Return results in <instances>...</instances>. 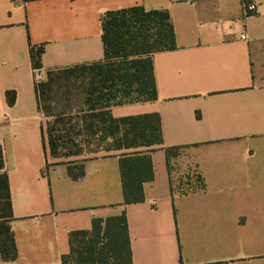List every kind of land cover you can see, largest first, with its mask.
Listing matches in <instances>:
<instances>
[{
    "label": "crops",
    "instance_id": "obj_1",
    "mask_svg": "<svg viewBox=\"0 0 264 264\" xmlns=\"http://www.w3.org/2000/svg\"><path fill=\"white\" fill-rule=\"evenodd\" d=\"M137 6L169 12L176 48L152 56L157 99L111 115H158L162 143L86 159L74 180L78 160L50 155L36 72L103 62L105 14ZM0 147L18 248L0 264H62L72 232L123 213L133 264H264V0H0ZM135 152L154 178L124 205L120 160ZM184 169L204 187L177 189Z\"/></svg>",
    "mask_w": 264,
    "mask_h": 264
},
{
    "label": "trees",
    "instance_id": "obj_2",
    "mask_svg": "<svg viewBox=\"0 0 264 264\" xmlns=\"http://www.w3.org/2000/svg\"><path fill=\"white\" fill-rule=\"evenodd\" d=\"M104 61L90 66L48 72L47 81L38 84L41 111L46 122L45 137L53 159L78 157L86 145L111 143L108 150L122 151L152 148L162 143L159 116L146 115L115 119L113 106L154 101L157 89L152 56L176 48L175 30L166 10H150L137 6L111 11L102 21ZM43 46L32 47L36 69L42 68ZM84 68L91 71L86 99L78 110L52 114L44 106L48 87L54 76ZM9 102L15 99L9 93ZM85 146V147H84ZM177 150H167L170 158ZM68 173L78 180L85 173L82 162H70ZM4 155L0 147V255L4 261L18 258V248L11 222L14 219L10 184L4 171ZM124 205L144 201L143 186L154 178V168L148 153L124 154L120 160ZM197 181L189 190L202 189ZM201 183V184H200ZM62 264H133L131 240L126 213L107 220L94 219L90 230L70 234V253L62 257Z\"/></svg>",
    "mask_w": 264,
    "mask_h": 264
},
{
    "label": "rangeland",
    "instance_id": "obj_3",
    "mask_svg": "<svg viewBox=\"0 0 264 264\" xmlns=\"http://www.w3.org/2000/svg\"><path fill=\"white\" fill-rule=\"evenodd\" d=\"M43 78L39 84L47 81L48 73L42 72ZM91 71L80 68L72 73H60L54 76V82L47 89V94L44 97V106L49 109L52 114H57L62 111H75L78 110L86 99L87 86L90 82ZM51 118L45 117V122L50 121ZM111 143H104L99 146L98 144L86 145L82 155L78 157L57 159L59 161L77 159L82 162L86 159H91L99 156L115 154L119 151L108 150ZM177 177L175 185L180 191L189 190L188 185L191 182L197 181L196 175H188L185 171ZM194 177V178H193ZM201 184V183H200Z\"/></svg>",
    "mask_w": 264,
    "mask_h": 264
},
{
    "label": "built area",
    "instance_id": "obj_4",
    "mask_svg": "<svg viewBox=\"0 0 264 264\" xmlns=\"http://www.w3.org/2000/svg\"><path fill=\"white\" fill-rule=\"evenodd\" d=\"M256 9H257V6H256L255 3H252V4H250V5L247 6V10L248 11H256ZM42 78H43V74H42L41 71L38 70L36 72V79H37V81L39 82Z\"/></svg>",
    "mask_w": 264,
    "mask_h": 264
}]
</instances>
